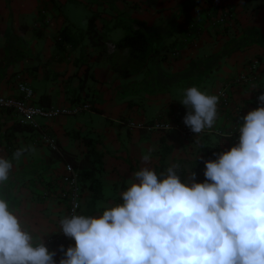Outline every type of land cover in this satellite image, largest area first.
<instances>
[{
  "label": "crops",
  "instance_id": "1",
  "mask_svg": "<svg viewBox=\"0 0 264 264\" xmlns=\"http://www.w3.org/2000/svg\"><path fill=\"white\" fill-rule=\"evenodd\" d=\"M78 1L0 0V96L18 98L16 87L23 82L33 90V105L41 106L48 96L43 107H92L77 116L41 119L38 130L20 128L14 112L0 110V158L13 164L8 181L0 184V198L34 242L42 238L44 244L67 216L62 197L67 161L40 135L54 138L62 155L82 162L85 168L75 169L80 215L98 216L120 204V194L143 167L166 174L175 165L184 182L193 172L195 182H205L206 152L214 161V154L235 146L242 117L264 94V0H93L87 18L94 32L88 19L80 31L62 13L65 3ZM223 13L224 22L215 24ZM125 27L144 32L152 43L145 65L126 77L109 61ZM59 33L63 44L56 41ZM126 56L127 50L118 60ZM253 60L256 83H238L240 75H251ZM122 68L124 74L130 70L125 63ZM193 86L208 95L222 90L229 100L228 107L217 104L214 126L198 135L184 125L187 109L180 103ZM155 122L169 129L158 130ZM18 149L25 151L13 159ZM47 248L59 264L63 253Z\"/></svg>",
  "mask_w": 264,
  "mask_h": 264
},
{
  "label": "clouds",
  "instance_id": "2",
  "mask_svg": "<svg viewBox=\"0 0 264 264\" xmlns=\"http://www.w3.org/2000/svg\"><path fill=\"white\" fill-rule=\"evenodd\" d=\"M257 99L259 106L242 117L236 145L204 161L205 182H195V172L182 182L175 165L163 178L143 167L120 194L122 203L102 215L60 219V231L75 246L60 247L59 264H264V94ZM180 103L192 133L214 126L216 95L193 86ZM12 168L0 158V184ZM55 255L42 238L34 242L0 198V264H57Z\"/></svg>",
  "mask_w": 264,
  "mask_h": 264
},
{
  "label": "built area",
  "instance_id": "3",
  "mask_svg": "<svg viewBox=\"0 0 264 264\" xmlns=\"http://www.w3.org/2000/svg\"><path fill=\"white\" fill-rule=\"evenodd\" d=\"M44 13V12H42ZM226 19V15L220 14L218 19L214 21L215 24L223 23ZM190 36V34H188ZM257 67V61L253 60L249 62L248 69L251 75H240L237 78L238 83H248L257 81L255 74L253 73ZM258 87V86H257ZM17 92L19 93L18 98H6L0 96V110L3 111H12L19 117V124L22 126L30 127L33 130H38L39 120H53L59 116H77L83 112H88L92 110L91 105L89 104H78L71 108L66 107H43L38 105H33L30 103V100L33 98V90L27 86L25 83L20 82L17 84ZM218 97V104L222 107L229 106V100L227 94L220 90L216 93ZM258 97V95H257ZM128 126L130 128L134 127V123H129ZM154 128L158 130L169 129V125L161 124L155 122L153 124ZM40 141L46 144L51 151L57 153L59 156H62L57 143L54 138L49 135L42 134L39 137ZM79 177L77 171L73 168V166L65 162V172L62 176V182L65 185L66 189L62 193V197L67 202V216L71 215H80V188H79ZM79 205L78 208L74 209V205ZM46 247H53L57 252L62 253L60 251V247L63 246L65 250H67L70 246H75V241L71 238L66 237L62 231H58L49 236L48 240L45 243Z\"/></svg>",
  "mask_w": 264,
  "mask_h": 264
},
{
  "label": "trees",
  "instance_id": "4",
  "mask_svg": "<svg viewBox=\"0 0 264 264\" xmlns=\"http://www.w3.org/2000/svg\"><path fill=\"white\" fill-rule=\"evenodd\" d=\"M88 27H89L88 30L92 32L93 31L92 18L88 19ZM63 38H64L63 34L59 33L56 41L60 44H63L64 42ZM151 48H152V43L148 35H146L144 32L141 31L128 29L125 35L119 41L114 43L115 55L109 58L112 69L117 73H119L121 76H125V77L129 76L139 67L145 65V63L147 62V58L150 55ZM102 49H104V44H102ZM125 50H127V56L126 59L124 60L125 62H120L118 60V56H120ZM121 63H125L130 67V70H127L126 74H124L123 71L124 68L121 69ZM46 98H48V96H43L41 98V104H42L41 106H48L45 102L42 101ZM19 127L22 129H31L30 127L27 126H19ZM206 154L208 156L207 161H213L212 155L208 151L206 152ZM63 156L66 159V161L73 166L74 169L80 170L85 168L82 165V162L75 159L74 156L66 153H64ZM161 173L157 174L158 177L160 178H162ZM79 174L80 175L82 174L81 176L86 175L85 172H80ZM177 175L179 176L181 181L184 182V173L180 167L177 169ZM118 201L119 203H122V200H118Z\"/></svg>",
  "mask_w": 264,
  "mask_h": 264
},
{
  "label": "rangeland",
  "instance_id": "5",
  "mask_svg": "<svg viewBox=\"0 0 264 264\" xmlns=\"http://www.w3.org/2000/svg\"><path fill=\"white\" fill-rule=\"evenodd\" d=\"M90 1L93 0H82L78 2H67L62 7V13L67 17L69 21H71L73 24L76 25L78 30H82L85 28V22L86 19H88L90 16L93 15V12L91 11V4ZM88 17V18H87ZM33 16H27L28 22L31 23ZM130 27V26H128ZM128 27H125V33L128 30ZM125 35V34H123ZM69 117V116H65Z\"/></svg>",
  "mask_w": 264,
  "mask_h": 264
}]
</instances>
